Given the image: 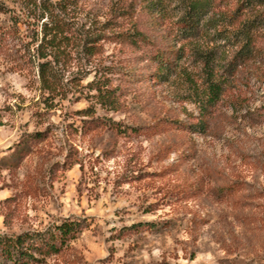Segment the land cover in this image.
<instances>
[{
  "label": "rangeland",
  "instance_id": "1",
  "mask_svg": "<svg viewBox=\"0 0 264 264\" xmlns=\"http://www.w3.org/2000/svg\"><path fill=\"white\" fill-rule=\"evenodd\" d=\"M35 1L0 0V236L69 219L80 232L41 264H264V31L260 55L232 63L235 42L200 24L178 70L155 84L140 82L144 63L103 36L129 26L112 17L118 0ZM49 3L101 46L94 55L67 46L53 91L36 67ZM161 12L173 22L179 2ZM194 45L212 53L221 85L203 130L189 129L200 114L196 89L203 95ZM128 63L135 73L119 72ZM107 81L120 100L114 107L96 90ZM162 116L190 127L129 139L82 127ZM145 222L154 228L126 229Z\"/></svg>",
  "mask_w": 264,
  "mask_h": 264
},
{
  "label": "trees",
  "instance_id": "2",
  "mask_svg": "<svg viewBox=\"0 0 264 264\" xmlns=\"http://www.w3.org/2000/svg\"><path fill=\"white\" fill-rule=\"evenodd\" d=\"M168 0H118L112 8V17H121L129 22L128 28L112 35L108 39L120 43L131 53V59L144 63L146 72L138 80H149L158 84L178 70V60L185 56L184 43H188L199 31V25L214 29L223 39L235 42L237 50L232 63H243L255 60L260 55V40L264 31V0H177L179 2V16L171 23H165L162 5ZM31 3L36 5V1ZM46 11L49 20L42 25L43 36L36 52L39 59L37 75L42 86L49 91L56 88L59 73V60L66 56V48L83 50L88 55L97 54L101 50L99 44H92L99 38L85 36L80 38L77 28L73 24L59 19L56 8L48 4ZM6 7L0 3V12H5ZM50 24V25H49ZM179 44L178 47L176 45ZM195 59L202 63L203 84L202 91L196 89V102L200 114L193 121L192 128L177 118L162 116L153 124L133 126L120 123L113 119H97L93 125H82L83 129L107 128L116 136L129 139L138 134H150L165 129H197L202 130L207 125V118L212 105L221 92V85L213 70V55L204 52L198 46L192 47L191 53ZM51 56L52 59L47 57ZM56 60V61H55ZM30 61V58L29 60ZM32 65H34L32 63ZM131 63L124 65L119 72L124 74L135 73L129 70ZM257 81L263 78L254 73ZM99 83L96 86L100 102L103 106L118 105L119 98L115 89ZM144 227L152 230L154 224L145 222L133 224L126 228L129 231ZM81 224L77 220L65 219L59 224L47 227L44 230L22 232L14 236H0V264H41L48 255L63 250L68 242L76 238L80 232Z\"/></svg>",
  "mask_w": 264,
  "mask_h": 264
}]
</instances>
